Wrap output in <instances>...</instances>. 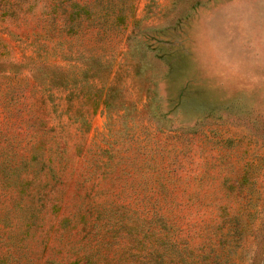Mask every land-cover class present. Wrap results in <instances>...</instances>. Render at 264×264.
<instances>
[{
	"label": "rangeland",
	"instance_id": "1",
	"mask_svg": "<svg viewBox=\"0 0 264 264\" xmlns=\"http://www.w3.org/2000/svg\"><path fill=\"white\" fill-rule=\"evenodd\" d=\"M230 3L0 0V264H264V0Z\"/></svg>",
	"mask_w": 264,
	"mask_h": 264
},
{
	"label": "clouds",
	"instance_id": "2",
	"mask_svg": "<svg viewBox=\"0 0 264 264\" xmlns=\"http://www.w3.org/2000/svg\"><path fill=\"white\" fill-rule=\"evenodd\" d=\"M228 9L238 17H244L242 26L247 29L248 22L246 17L248 13L245 11L247 5L245 0H232ZM249 35L248 32L245 33ZM250 43L248 47L252 49L250 53L253 58L250 63L264 64V22L250 30ZM205 69L217 77L221 83L225 85L230 83H238L241 87H251L255 84L259 77L253 72H245L244 61L231 56L228 51L224 50L222 45L209 35L205 37L198 52Z\"/></svg>",
	"mask_w": 264,
	"mask_h": 264
}]
</instances>
